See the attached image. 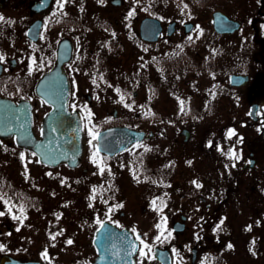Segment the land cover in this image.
<instances>
[{
    "label": "flooded vegetation",
    "instance_id": "1",
    "mask_svg": "<svg viewBox=\"0 0 264 264\" xmlns=\"http://www.w3.org/2000/svg\"><path fill=\"white\" fill-rule=\"evenodd\" d=\"M211 1L63 0L60 8L57 0H0V264H61L50 215L66 221L84 199L96 223L75 238L71 264L124 262L121 244L135 247L133 264L259 258L235 253H252L264 226V0H220L199 14ZM55 70L46 85L67 84V112L36 93ZM46 114H79L84 147L75 166L36 153ZM60 167L77 183L71 211L50 186L46 196L35 191L52 176L69 180L53 175ZM102 223L101 246L94 234ZM237 229L246 230L240 240Z\"/></svg>",
    "mask_w": 264,
    "mask_h": 264
},
{
    "label": "water",
    "instance_id": "2",
    "mask_svg": "<svg viewBox=\"0 0 264 264\" xmlns=\"http://www.w3.org/2000/svg\"><path fill=\"white\" fill-rule=\"evenodd\" d=\"M217 14L222 17L224 22H233L232 20H227L221 12H216L214 15L216 16ZM56 73L61 74L57 70L52 71L51 73H46L38 83L36 93L40 98L52 105L53 112H67V84H60L58 86L46 85L48 79L51 78V74L52 77H54ZM61 78L65 79L62 76ZM131 134L134 135L135 133L131 132ZM133 139L135 138L133 137L131 140H128L126 144L130 143ZM35 151L42 161L51 165L63 161L71 166H75L81 158L83 151L82 127L79 114H46L43 121V138L41 140H36ZM104 226L105 223H102L94 234V242H97L101 246L102 242H100L98 238H100L101 233L104 232ZM112 231L117 237L121 234H126V231L117 230L115 228H113ZM116 251L117 255L120 254L123 255L125 259L126 257L128 258L124 262L116 261V264H133L131 257L135 251V247L127 250L124 244H121L116 246ZM156 253L157 252H155V254ZM14 262L16 264H36L34 261L19 262L16 260Z\"/></svg>",
    "mask_w": 264,
    "mask_h": 264
},
{
    "label": "rangeland",
    "instance_id": "3",
    "mask_svg": "<svg viewBox=\"0 0 264 264\" xmlns=\"http://www.w3.org/2000/svg\"><path fill=\"white\" fill-rule=\"evenodd\" d=\"M222 6V2L220 0H212L210 3H202L201 7L198 8V13L201 14V15H209L210 14V10L213 9V8H220ZM191 12H193V9H191ZM87 150V148H86ZM88 154L89 152L86 151V153H84V156L85 158L87 159L88 158ZM64 172V169L63 167H60V170L56 169L54 172H53V175H56V174H60L57 175L59 177L64 176V178H68L69 180L65 181L64 179H60V178H56V177H53L51 178L50 181L48 182H44V181H40L38 184H36V187H35V191L36 192H43L44 193V196L45 195V192L48 191V186L49 189H51V192H57L61 195H63L65 197L64 201V207L68 210H72L73 208L77 207L76 205V195H77V183L74 182V181H71L73 180V174L74 172H67L66 175H63L62 173ZM46 188H45V186ZM46 189V190H45ZM38 195H40L39 193H37ZM60 195V196H61ZM59 196V197H60ZM58 197V198H59ZM52 200H57L55 197L54 199ZM82 204V203H81ZM49 206V205H48ZM54 206V205H52ZM89 206H92L91 205V201L90 199H88V203L86 201V199H84V205L82 207V209L80 210V208H77V212H75L74 210H72L71 212H68V217H67V220H63L62 221L60 220V218H55L54 215H50L51 218L49 217H46L45 220H48V218L50 219V222L52 224L53 227H55L56 229H52V232L53 230H58L59 233L61 232V235L60 237H56V242H51V245H50V249H52V252L56 255H59V254H63L64 256H66V259L65 260H60V261H57V262H60L61 264H71L72 262H70L71 260L72 261H75L77 260L78 258V254L76 253V247L78 245V240H76L75 238L77 239H80L82 238V234H83V237L86 238V236H88L92 230V228L94 227L96 221L94 220L95 216H94V213L93 211L91 210V208ZM42 216V215H41ZM242 218V217H241ZM243 220H245V218H242ZM25 222H33L31 220L30 217L26 218ZM62 223H65V225H68V229H67V232L65 233L64 230V227L63 225L62 226V229L61 228H58V223L61 224ZM80 223V224H83V232L81 231H78L76 228L77 224ZM235 232H238L236 233V237H235V240H240V235L241 233H245L246 230L244 229H237L235 230ZM188 232H184L183 234H181V238L184 237ZM202 233V231H198L197 232V235L199 236L200 234ZM255 233L257 234H260V242H259V246L257 247H254L252 253H249L247 251V248L246 246H243L240 248V251H236L235 254H244V255H250V254H253L254 256H257L259 255V258L258 259H254L255 261H245V259H243V262L245 264H264V226H259V229H257L255 231ZM77 234H78V237H77ZM66 235H67V240H71L72 243L69 244L67 243V246L66 247H63V246H59L58 244H61V242H63L64 238H66ZM240 245H242V242H239ZM22 249V254L24 255H28V252L30 251V247L28 246H25V248H21ZM60 249L62 251H60ZM84 249L86 250L87 247L85 246ZM248 250H251L250 248ZM233 254V253H231ZM262 255V256H261Z\"/></svg>",
    "mask_w": 264,
    "mask_h": 264
},
{
    "label": "snow or ice",
    "instance_id": "4",
    "mask_svg": "<svg viewBox=\"0 0 264 264\" xmlns=\"http://www.w3.org/2000/svg\"><path fill=\"white\" fill-rule=\"evenodd\" d=\"M57 3L59 4V7H60V8H63V0H57ZM130 15H131V13H130ZM0 20H3V17H0ZM197 27H198V26H197ZM0 59H3V58L0 57ZM122 99H123V97H122ZM181 105L183 106V101H181ZM182 110H183V109H182ZM232 134H234V133H233V132H230V133H229V135H232ZM93 138L95 139V136H93ZM21 157L23 158V154H21ZM236 159H239V157L237 156ZM94 162H95V161H94ZM101 170L103 171V169H101ZM199 186H200V185H197V187H199ZM0 199H2V197H0ZM20 211H21V213L24 212V208H23V206H21ZM0 215H4V213H3V212H0ZM13 218H14V219L21 220V222H22V217H20V216H14ZM24 218H26V217H24ZM221 223H223V221H221ZM157 227H160V226L157 225ZM217 227H219V225H218ZM17 230H19V229H17ZM138 238H139V237H138ZM52 239H55V236H53ZM157 239H159V237H157ZM67 243L71 244L72 241L69 240V241H67ZM145 247H148V246L145 245ZM229 247H231V245H229ZM0 250H3V246H2V245H0ZM133 250H134V249H133ZM46 254H47V253L45 252V255H46ZM141 255H144V253L141 252Z\"/></svg>",
    "mask_w": 264,
    "mask_h": 264
}]
</instances>
